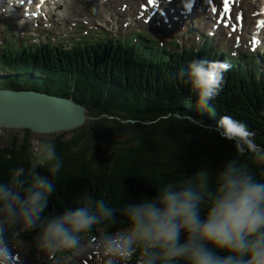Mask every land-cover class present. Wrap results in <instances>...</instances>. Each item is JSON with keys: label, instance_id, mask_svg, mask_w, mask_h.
<instances>
[{"label": "trees", "instance_id": "obj_1", "mask_svg": "<svg viewBox=\"0 0 264 264\" xmlns=\"http://www.w3.org/2000/svg\"><path fill=\"white\" fill-rule=\"evenodd\" d=\"M87 33L60 44L48 33L47 39L23 43L2 36L0 88L71 97L87 107L90 121L73 131L46 134L48 138L37 139V146L34 133L21 129V143L14 140L0 147V180H11L19 168L24 169L20 179L34 173L47 176L56 191L46 214L74 207L85 194L104 199L115 209L117 222L98 226L110 233L130 228L123 221V207L154 196L170 183L200 191L206 210L220 170L235 158L234 144L215 131L219 118L229 115L246 123L256 143L264 146V68H246L250 59L248 64L241 62L243 68L230 67L208 111L197 105L182 71L196 58L217 61L208 42L192 49L171 42L165 46L147 33L128 39ZM102 114L114 118L97 119ZM119 119L132 123L121 125ZM70 132L73 135L66 138ZM49 142L55 145L62 167L54 172L55 161H46L33 170V159L45 160L43 145ZM236 159L256 179H264V166L247 156ZM29 234L35 241V233ZM143 261L142 251H137L127 264Z\"/></svg>", "mask_w": 264, "mask_h": 264}, {"label": "clouds", "instance_id": "obj_2", "mask_svg": "<svg viewBox=\"0 0 264 264\" xmlns=\"http://www.w3.org/2000/svg\"><path fill=\"white\" fill-rule=\"evenodd\" d=\"M18 2L7 0V7ZM230 67L196 58L182 70L200 108L212 110L211 101L219 95ZM113 118L107 114L97 117ZM215 131L234 144L235 158L220 170L214 198L206 210L201 207L204 195L200 191L170 183L159 187L154 196L123 207L129 230L98 237L91 247L85 243L86 234L98 225L117 222L116 211L108 202L85 194L74 207L46 214L56 191L52 180L38 173L20 179L24 169L14 171L11 180H0V264H13L18 255L14 241L22 231L35 233V245L42 251H92L103 264H127L137 251L143 253V264H264V179H256L236 159L247 156L264 166V146L256 143L255 133L246 123L229 115L219 118ZM43 152L45 160L33 159L32 169L55 161L52 170L59 172L62 161L55 145L45 143Z\"/></svg>", "mask_w": 264, "mask_h": 264}, {"label": "water", "instance_id": "obj_3", "mask_svg": "<svg viewBox=\"0 0 264 264\" xmlns=\"http://www.w3.org/2000/svg\"><path fill=\"white\" fill-rule=\"evenodd\" d=\"M88 109L71 97L38 89L0 88V126L49 134L76 129L87 121Z\"/></svg>", "mask_w": 264, "mask_h": 264}, {"label": "rangeland", "instance_id": "obj_4", "mask_svg": "<svg viewBox=\"0 0 264 264\" xmlns=\"http://www.w3.org/2000/svg\"><path fill=\"white\" fill-rule=\"evenodd\" d=\"M66 6H67V8L64 7L63 9H59V10H56V11L53 10L52 13H51V20L54 21L55 25L53 27H51L50 30L53 31V33L55 35H59V34L64 33V31H66V26L67 25L71 26V24H70L71 21H75L77 23V24H75V25H77L75 29H77V28L81 29L85 25L86 21L89 23V25H87V26H90V27L93 26L92 25L93 23H92L89 15H88V12L83 14L86 10H89V7L85 3L72 1V2L68 3ZM84 9H85V11H84ZM1 12L4 13L2 11V9L0 8V13ZM105 12H106V8L103 7V6H99L98 14L100 15V18H101L100 19L101 20L100 23L106 27L105 23H103V18L107 19V15L105 14ZM5 13H7V12H5ZM7 15H8V13H7ZM17 22H22V21L21 20L20 21H16V19H14V18L12 19L11 31H13L15 33V36H12V38H11L12 41H14L16 38L17 39L23 38L22 29L26 30L25 37L28 34L37 35L36 23L33 22L31 25L24 24L23 27H22V26H19L18 25L19 23H17ZM6 23H7V21H0V25L1 26H4ZM59 23H60V25H59ZM127 29L122 28V31H126ZM27 30H29V32ZM93 32L94 33H99L97 30H94ZM206 32H207V30L205 31V33ZM0 33L3 34V32H0ZM201 33H202V31H201ZM163 35L164 34H160V35L159 34H155V37L157 39H160L163 42H171L169 39H167ZM187 36H189V35H187ZM187 36L184 35L182 38L185 39ZM42 37L44 38V36H42ZM167 37H171L172 39H174V38H176V34L171 33V34L167 35ZM194 38H195V36H194ZM0 40H1V38H0ZM175 41L179 42L178 40H175ZM182 41L183 40L180 39L181 43H182ZM185 43L190 45V46L192 44L190 39L189 40H185ZM87 115H88V118H87V121L84 123V125H86L90 121V115H89L88 112H87ZM84 125H82V126H84ZM80 127H78V128H80ZM78 128H76V129H78ZM21 129H25V128H17V127L10 128V127L0 126V147H4L6 145L12 144V142H14V140H17L18 143H21L22 139H23V136H24V131L21 130ZM73 130H75V129H72V131ZM32 132L34 133V136H36V139L33 141V144H34L33 146H35V145L37 146L38 143L40 142V141L37 140L38 138L39 139H42V138L44 139V138H48V136H49V135H46V134L35 133L34 131H32ZM61 132H63V131H61ZM58 133H60V132H58ZM49 134L54 135V133H49ZM72 135H73V133L70 132V133H68L66 135V138H69ZM23 235L25 236V234H23ZM101 235H102V233L98 232V236H101ZM89 239H90L89 236H85V242L86 243L89 241ZM87 244H89V246L91 247L90 243H87ZM59 252H62V251H59ZM48 254H50V252L41 251V257L43 258V255L46 256L45 257V261H47V255ZM69 256H71V257H69V260L71 261V264L72 263L79 264L81 262V258L86 256V253L77 254V253L73 252L72 255H69ZM95 256H99V255L96 254ZM55 258H58L57 254L54 256V258L51 260V262H53ZM58 259H59V261H64L63 257L59 256ZM98 259H100V260H98L100 262L95 263V264H103V261H102L100 256L98 257Z\"/></svg>", "mask_w": 264, "mask_h": 264}, {"label": "bare ground", "instance_id": "obj_5", "mask_svg": "<svg viewBox=\"0 0 264 264\" xmlns=\"http://www.w3.org/2000/svg\"><path fill=\"white\" fill-rule=\"evenodd\" d=\"M125 2L128 1L129 2V6L126 7V9L121 13L119 10H117V12L121 15L123 14H126L127 12H129L133 7H137V2L136 0H124ZM68 1H65L64 4H66ZM135 2V3H134ZM261 3H264V0H260ZM22 3H24L26 6L30 7V8H37V9H40L39 10V13L41 14L43 9L42 6L40 5L41 2L40 0H22ZM57 3H59V0H47V2L44 3V7H48V8H55L57 7ZM199 6H204V3L201 2L199 4ZM59 7V6H58ZM240 8H244L246 10V12H248V21L249 23H252L254 22V17H252V13L255 12L256 8H257V2L255 1H249V0H241V3H240ZM67 8V6H66ZM197 11H200V13L202 14H196V16L201 19L200 24H203V27L204 28H208L207 26L209 25L208 22H206L203 18V15L204 17H208L210 19V16L203 13V11L197 6ZM36 11V10H35ZM134 12V11H133ZM136 15L137 13L134 14V18L132 17L131 20H134V19H137L136 18ZM156 15V14H155ZM174 15V13H173ZM202 15V16H201ZM211 21V20H210ZM162 23H165L164 21V18H162ZM227 38V37H226ZM99 148V147H98Z\"/></svg>", "mask_w": 264, "mask_h": 264}]
</instances>
